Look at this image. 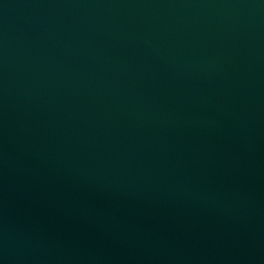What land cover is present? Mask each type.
<instances>
[{
    "label": "water",
    "instance_id": "water-1",
    "mask_svg": "<svg viewBox=\"0 0 264 264\" xmlns=\"http://www.w3.org/2000/svg\"><path fill=\"white\" fill-rule=\"evenodd\" d=\"M0 264H264V0H0Z\"/></svg>",
    "mask_w": 264,
    "mask_h": 264
}]
</instances>
